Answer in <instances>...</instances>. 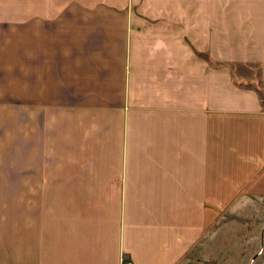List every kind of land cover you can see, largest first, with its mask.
I'll return each mask as SVG.
<instances>
[{
	"label": "crops",
	"instance_id": "obj_1",
	"mask_svg": "<svg viewBox=\"0 0 264 264\" xmlns=\"http://www.w3.org/2000/svg\"><path fill=\"white\" fill-rule=\"evenodd\" d=\"M0 9L1 88L18 61L16 162L0 93V264H189L235 218L243 263L264 264V0ZM62 88L64 116L27 113Z\"/></svg>",
	"mask_w": 264,
	"mask_h": 264
},
{
	"label": "rangeland",
	"instance_id": "obj_2",
	"mask_svg": "<svg viewBox=\"0 0 264 264\" xmlns=\"http://www.w3.org/2000/svg\"><path fill=\"white\" fill-rule=\"evenodd\" d=\"M64 0H59V3H61ZM2 0H0V3ZM0 14H1V9H0ZM1 15H0V24H1ZM16 42H11L10 47H15V53H16ZM1 49V45H0ZM11 51H10V57L5 58L4 60V65L6 64L5 62L8 61L9 67H10V80H9V88L8 90L6 88H1L0 87V93L3 91L4 95H7V98H4V109L8 111L9 114V121H10V131H9V147L11 150V153L9 154V160L11 162H16L17 161V153L16 149L18 146V141H17V131H18V90H17V58L11 56ZM2 61V59H1ZM59 66L62 67V71H64V66H65V58L61 59L59 58L58 60ZM2 64V62L0 63ZM259 88V91L261 92V95L264 97V91L261 90V88L257 85ZM65 89L62 88L61 90H58V105H47L44 104L47 100L43 96V91H42V97L40 100V103H36L35 105H32L30 107H27L26 111L27 113H38L40 112H45L47 115L50 114H59L61 116H64L67 111H70L73 109L71 105L65 104ZM8 102V104H6ZM2 101H0V107H1ZM9 107L7 108V106ZM29 111V112H28ZM5 114V115H6ZM62 124V123H60ZM64 125V122H63ZM64 136V135H63ZM64 143V139L62 140V144ZM15 151V152H13ZM44 160H50L48 155H44ZM229 218V214H224L223 218H219V222L221 220H226ZM256 220V219H255ZM232 223L228 224L225 228L224 227H219V230L214 232L213 237L211 240H209L208 246H204L200 252L198 251L199 255L193 254V257L189 264H206L207 261H212V264H245L243 263L244 261L242 260V237H244V234L247 229L245 228V224L243 225V221L240 218H235V220L231 221ZM247 222V221H246ZM215 225H213L214 227ZM216 227V226H215ZM209 235V234H207ZM257 236V233L256 235ZM205 238V237H203ZM200 247V246H199ZM206 247V248H205ZM199 250V249H198ZM254 249L250 250V254L254 252ZM197 252V249L196 251ZM257 252V251H256ZM201 254V255H200ZM205 255V257L203 255ZM196 255V256H195ZM201 256V257H199ZM198 257V258H196ZM205 258V259H204ZM210 264V263H208ZM256 264V263H255Z\"/></svg>",
	"mask_w": 264,
	"mask_h": 264
},
{
	"label": "built area",
	"instance_id": "obj_3",
	"mask_svg": "<svg viewBox=\"0 0 264 264\" xmlns=\"http://www.w3.org/2000/svg\"><path fill=\"white\" fill-rule=\"evenodd\" d=\"M124 264H129V263H124Z\"/></svg>",
	"mask_w": 264,
	"mask_h": 264
}]
</instances>
